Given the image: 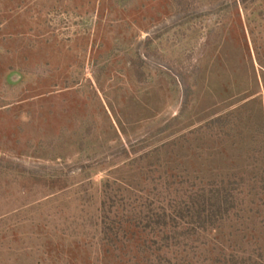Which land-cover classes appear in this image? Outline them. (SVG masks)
<instances>
[{
	"label": "rangeland",
	"instance_id": "rangeland-1",
	"mask_svg": "<svg viewBox=\"0 0 264 264\" xmlns=\"http://www.w3.org/2000/svg\"><path fill=\"white\" fill-rule=\"evenodd\" d=\"M241 178L264 180V0H0V264H146L104 238L114 195ZM262 190L194 264L264 256Z\"/></svg>",
	"mask_w": 264,
	"mask_h": 264
},
{
	"label": "trees",
	"instance_id": "trees-1",
	"mask_svg": "<svg viewBox=\"0 0 264 264\" xmlns=\"http://www.w3.org/2000/svg\"><path fill=\"white\" fill-rule=\"evenodd\" d=\"M159 179L161 180L162 176ZM174 182L162 181L152 190L146 188L137 190L139 193L129 190L134 197L114 195L111 220L113 239L108 237V231L105 232L107 237L104 238L113 241L114 245L121 233L127 237L129 233L134 237L138 236L137 238L142 241L140 250L146 257L144 259L146 264H194L200 246L192 247V244H196L202 235L207 237L206 231L220 228L228 218L230 219L232 209L237 206L236 191L240 193L247 186H250L251 190L260 187L264 191L263 178L261 183L254 184L245 183L244 178L233 179L219 186L213 183L210 189L201 187L189 195V200L186 199L185 202L170 195ZM121 211L123 212L119 214ZM101 222L108 230L112 228L103 217ZM203 244H208L207 240L203 241ZM205 250L207 253L211 252L210 249ZM169 254H174V257H168ZM258 258L262 260L259 261ZM258 258H254L253 255L239 256L235 252L228 253L221 248L213 261L217 264H264L262 253H259Z\"/></svg>",
	"mask_w": 264,
	"mask_h": 264
}]
</instances>
